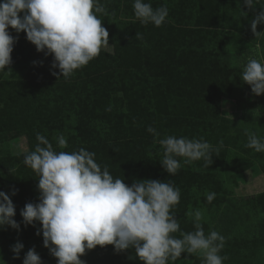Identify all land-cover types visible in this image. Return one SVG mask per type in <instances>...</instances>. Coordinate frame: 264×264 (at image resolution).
I'll return each mask as SVG.
<instances>
[{
    "label": "trees",
    "instance_id": "obj_1",
    "mask_svg": "<svg viewBox=\"0 0 264 264\" xmlns=\"http://www.w3.org/2000/svg\"><path fill=\"white\" fill-rule=\"evenodd\" d=\"M223 1L145 0L154 9L168 8V17L157 27L144 25L135 17L134 0H101L106 11L97 15L109 31L113 52L102 49L67 79L59 68L52 67L54 54L46 55L47 49L38 51L26 32L18 33L9 26L16 39L12 63L0 72V191L11 197L20 227L0 226V247L19 242L45 248L42 223L26 224L21 215L27 203L40 202L39 177L24 163L25 155L39 143L37 133L57 152L80 148L94 152L102 170L107 166L114 179L129 186L156 179L178 187L180 202L172 212L183 232L195 231L194 217L187 215L193 208L216 207L223 208V215L228 212L225 199L215 196L209 203L206 198L216 190L211 159L205 167L203 159L184 164L177 157L182 167L170 175L160 162L163 149L158 142L169 135L212 141L220 118L221 72L210 51L218 36L206 29L216 23L220 6L228 5H220ZM205 18L210 20H201ZM198 94L217 99H188H202ZM148 126L159 132L158 138L147 131ZM61 134L66 148L58 146L56 137ZM19 136L29 139L31 149L13 154L10 142ZM240 202L260 219L261 226L253 236L238 233L224 217L217 223L202 220L205 234L216 231L225 237L219 253L227 257L223 264H264V191L242 197ZM173 235L182 238L180 232ZM42 258L48 264L58 261L49 248ZM80 258L85 264H144L134 247L118 252L112 244L97 245ZM184 260L203 264V255L184 252L176 262Z\"/></svg>",
    "mask_w": 264,
    "mask_h": 264
},
{
    "label": "clouds",
    "instance_id": "obj_2",
    "mask_svg": "<svg viewBox=\"0 0 264 264\" xmlns=\"http://www.w3.org/2000/svg\"><path fill=\"white\" fill-rule=\"evenodd\" d=\"M243 2L249 8L264 6L262 0ZM133 8L135 17L144 25L160 27L169 14L166 5L154 9L145 0H134ZM105 11L101 0H2L0 72L12 63L16 38L9 32L11 26L18 33L26 32L38 51L47 49L46 55L54 54L52 67L59 68L64 78L71 77L109 47V31L97 15ZM262 23L264 11L251 21L256 37L264 35L257 31V25ZM242 70V80L251 85L252 92L264 94V61L249 59ZM147 131L157 138L160 135L152 126ZM245 135V147L264 152V139L250 129L245 130ZM36 139L39 143L25 155L24 163L39 177L40 202L27 203L21 215L26 224L42 223L44 246L58 258L57 264H85L80 257L86 250L109 244L118 252L134 247L144 264H175L184 252L203 254V264H223L227 259L219 254L225 237L216 231L205 234L200 210L187 213L194 217L195 231L180 230L172 209L180 202L181 194L172 183L144 179L129 186L120 178L114 179L107 166L102 170L94 152L84 148L57 152L44 135L37 133ZM56 140L60 148L67 147L62 134ZM158 142L163 149L160 162L170 175H176L182 167L177 157L183 158L184 164L203 159L208 167L212 153L218 155L220 151L202 138L169 135ZM15 194L14 190L12 195ZM215 195L207 193V201L211 203ZM15 215L11 197L0 191V226L19 229ZM177 232L182 238L173 235ZM23 247L19 242L13 246L14 258L19 257ZM23 264H42V259L33 248Z\"/></svg>",
    "mask_w": 264,
    "mask_h": 264
},
{
    "label": "rangeland",
    "instance_id": "obj_3",
    "mask_svg": "<svg viewBox=\"0 0 264 264\" xmlns=\"http://www.w3.org/2000/svg\"><path fill=\"white\" fill-rule=\"evenodd\" d=\"M188 1L206 4V1L208 3L210 0ZM220 5L222 6L218 10V16L214 18L216 23L208 27L210 30L206 29L209 34L218 36L210 51H213L212 60L217 61L221 72L220 118L210 143L220 151L218 155L216 152L212 153L210 162L217 180L215 196L225 199L223 206L224 208L228 206L229 209L224 215L223 208L216 207L193 208L191 212L200 210L203 213V220L212 223H217L224 217L226 222L230 221L232 226L238 229V233L251 237L257 228H260L261 222L241 204L240 198L264 191V152H256L245 147L248 142L245 130L253 128L252 131L264 139V94H254L251 85L242 80L241 73L249 59L264 61V35L256 37L251 30V21L260 11H264V6L257 4L254 8H249L243 0H226ZM257 31L264 32V23L257 25ZM104 50L113 52V46L110 44ZM196 96L202 99L191 97L188 99L193 101L207 99V102L217 99L215 95L211 98L207 94ZM252 102L255 104L252 105ZM220 141H223V146L220 145ZM10 147L13 154L31 149L30 141L26 136L13 139ZM260 155L262 157L257 158ZM16 243L18 242H9L6 247H0L1 264H23L27 252L33 248L41 257L42 264H48L42 258L47 253L48 247H33L30 243H22L24 247L20 250L19 257L14 258L13 246ZM191 263V260L175 262V264Z\"/></svg>",
    "mask_w": 264,
    "mask_h": 264
}]
</instances>
